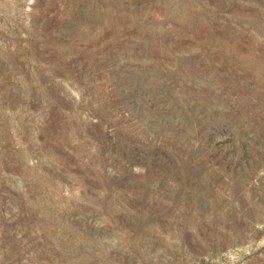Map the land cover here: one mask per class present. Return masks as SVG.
Listing matches in <instances>:
<instances>
[{"label": "rangeland", "instance_id": "obj_1", "mask_svg": "<svg viewBox=\"0 0 264 264\" xmlns=\"http://www.w3.org/2000/svg\"><path fill=\"white\" fill-rule=\"evenodd\" d=\"M0 264H264V0H0Z\"/></svg>", "mask_w": 264, "mask_h": 264}]
</instances>
